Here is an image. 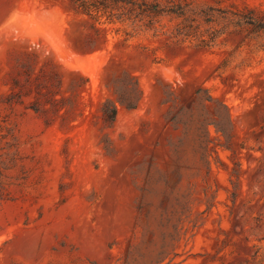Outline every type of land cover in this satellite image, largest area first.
Segmentation results:
<instances>
[{"label":"rangeland","instance_id":"obj_1","mask_svg":"<svg viewBox=\"0 0 264 264\" xmlns=\"http://www.w3.org/2000/svg\"><path fill=\"white\" fill-rule=\"evenodd\" d=\"M145 1L0 0V264H264V0Z\"/></svg>","mask_w":264,"mask_h":264},{"label":"trees","instance_id":"obj_2","mask_svg":"<svg viewBox=\"0 0 264 264\" xmlns=\"http://www.w3.org/2000/svg\"><path fill=\"white\" fill-rule=\"evenodd\" d=\"M73 4L75 5L76 11L80 12L82 14H86L93 18V27L95 30H98L99 27L96 24H103V23H112L115 22V20L111 16V9L114 5L118 3H122L124 5H127L128 10L131 13H134L136 10L139 9V12L142 11H149V12H155L157 10L156 4L148 3L145 0L139 2L137 0H71ZM101 15H105L106 19L101 20ZM248 22H251L250 19H252L253 22V16H244ZM124 21V20H120ZM138 87V86H137ZM123 89L127 90L128 96H123L120 94L117 90H114V92L117 94L116 100H109L111 103V107L108 110L107 115L110 117V119H114L116 112H117V105L116 101H119L123 105L129 108H134L140 99V95L138 96H132L131 92L129 91L128 85L124 84ZM4 196L0 192V199H2ZM230 200L234 202L235 198L233 194H230L229 196Z\"/></svg>","mask_w":264,"mask_h":264}]
</instances>
